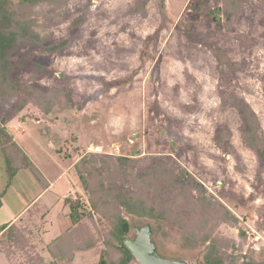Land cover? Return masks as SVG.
Returning a JSON list of instances; mask_svg holds the SVG:
<instances>
[{
    "label": "rangeland",
    "instance_id": "rangeland-1",
    "mask_svg": "<svg viewBox=\"0 0 264 264\" xmlns=\"http://www.w3.org/2000/svg\"><path fill=\"white\" fill-rule=\"evenodd\" d=\"M30 11L40 43L15 47L10 78L59 93L51 113L30 102L2 129L45 179L28 168L10 178L18 162L0 137V224L29 205L14 221L21 223L25 246L5 250L7 233L1 232L0 264L28 258L51 263L50 244L71 228L64 199L90 209L73 166L89 153L98 154L92 164L102 165V173L124 171L123 179L116 174L112 187L100 191L109 202L120 187L134 190L142 173L161 164L138 200L158 207L157 223L117 204L130 223L127 240L150 224L163 258L205 264L214 244L223 253L220 264L260 261L264 150L261 157L246 144L242 111L252 112L264 142V0H55ZM59 41L67 43L47 49ZM221 131L227 132L224 140ZM182 172L178 182L174 177ZM46 180L54 185L30 205ZM112 222L93 210L72 236V257L57 264H95ZM82 250L92 255L74 261Z\"/></svg>",
    "mask_w": 264,
    "mask_h": 264
},
{
    "label": "trees",
    "instance_id": "trees-1",
    "mask_svg": "<svg viewBox=\"0 0 264 264\" xmlns=\"http://www.w3.org/2000/svg\"><path fill=\"white\" fill-rule=\"evenodd\" d=\"M53 1L55 0H0V137L2 138L4 146L10 144L12 153L14 154V160L18 162L16 166H13L12 171L10 172V178H12L18 169L28 168L33 171L39 180L45 179L34 163L15 143L12 136L4 130L2 131V129H5V123L7 121L11 120L26 104L30 102H35V106H37L38 109L43 113L49 114L51 106L54 103L53 97L59 93V90L55 89L43 91L37 87L20 86L18 82H15L10 78V72L12 71L10 57L15 47L20 45V43H23V41H30L35 44L40 43L38 34L32 29L35 20L31 17L32 13L30 8L42 2ZM66 43V41H59L47 46V49L50 51L57 50L63 47ZM215 54L221 63H229L221 50H217ZM234 66L237 67L238 65L232 64V67ZM6 105H9L11 108L4 110ZM242 116L246 124V128L243 131L246 140L245 142L249 146L254 147L258 155L262 157L264 142L255 133L252 112L248 108H244ZM226 137L227 132L221 131L219 133L220 140H224ZM97 157L98 154L96 153L84 154L74 162V169L78 175L79 182L81 183L83 190L89 192L88 204L90 209L86 210V206L83 202L66 197L64 202H66L69 209L68 217L71 220V228L69 231H66L55 238L50 244L48 251L53 257V260L51 263H46L43 262L42 258H28L29 260L25 262V264H37L38 262L39 264H57L59 260H69L72 257L71 253L73 252L70 245L72 246L74 244L73 242L77 240L76 237L73 238L72 236L74 235V232L79 229L78 226L84 221V219L92 218L93 210L101 213L109 221H113L109 236L103 239L104 250L100 252L98 261L95 264H139L125 246V241L129 239L127 238V235L130 230V223L126 218L122 217L119 212H116V208L118 204V206H122L128 213L153 219L155 220V223H157L158 219L161 217L158 207L152 205L150 203L151 201L146 202L143 199L140 204L138 200L139 194H143L144 189H146L149 183L153 180L152 178L155 175L153 170L156 168V171H159L161 164L157 163L153 170H146V172L142 173L134 182V190L124 189L123 186L120 187L119 190L121 191V194L118 198H114L109 202L100 191L102 189L108 190L112 187L110 182L112 179H115L116 174L123 179L124 171L122 169L119 170L117 167L115 170L102 173V165L96 167L92 164ZM119 160L125 162L127 159L119 157ZM100 177L106 178V180L101 182L98 181L99 185H96L95 183L97 182V179H101ZM184 177L185 175L182 172L179 176H175L174 178L178 180V182H181ZM192 186L199 187L196 182H194ZM1 196L0 193V207ZM200 199L203 201L202 198ZM173 214L174 212H171V215ZM232 219L235 222L237 221V218L234 216H232ZM3 230H6L8 238L4 244L8 249L5 250L11 252L9 248H13L14 246L23 248L25 246L26 240H24L22 229L20 227H17L14 223H4L0 225V232ZM239 234L242 237L245 236L243 230H240ZM78 246L83 248V244ZM211 246V251L203 256L204 263L220 264L224 260L223 253L219 252V249L215 247L214 244ZM109 248L112 249V254H107ZM243 264H264V257H262L260 261L252 259Z\"/></svg>",
    "mask_w": 264,
    "mask_h": 264
},
{
    "label": "water",
    "instance_id": "water-1",
    "mask_svg": "<svg viewBox=\"0 0 264 264\" xmlns=\"http://www.w3.org/2000/svg\"><path fill=\"white\" fill-rule=\"evenodd\" d=\"M152 228L145 224L135 232V237L125 241V246L139 264H188L163 258L157 254V247L151 239ZM190 264H197L192 262Z\"/></svg>",
    "mask_w": 264,
    "mask_h": 264
},
{
    "label": "crops",
    "instance_id": "crops-1",
    "mask_svg": "<svg viewBox=\"0 0 264 264\" xmlns=\"http://www.w3.org/2000/svg\"><path fill=\"white\" fill-rule=\"evenodd\" d=\"M73 166H74V163H73ZM43 174V173H42ZM54 184L52 182H48L46 180V186H44L43 190L41 192H39V194L36 196V198H34L29 204L32 205V203H35V201H39L38 198H41L45 192L47 191V189H49L50 187H52ZM29 205H27L21 212L18 213V215L14 216L13 218H11L10 220H6L5 222L1 223V224H4V223H7V224H11V223H14V221L18 220L19 217L22 216V214L24 212H26V209ZM18 223V222H17ZM0 224V225H1ZM17 227L20 226L21 223H18V225L16 223H14ZM5 230L1 231V232H4ZM0 232V233H1ZM89 254V257H90V254L92 255V252L91 251H88V250H82V251H77V254L75 255V259L74 261L77 260V258H85L87 259V255ZM94 254V253H93Z\"/></svg>",
    "mask_w": 264,
    "mask_h": 264
}]
</instances>
